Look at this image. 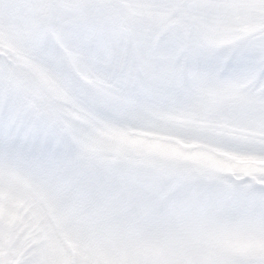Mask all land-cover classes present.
Listing matches in <instances>:
<instances>
[{"label": "snow or ice", "instance_id": "6c2138e0", "mask_svg": "<svg viewBox=\"0 0 264 264\" xmlns=\"http://www.w3.org/2000/svg\"><path fill=\"white\" fill-rule=\"evenodd\" d=\"M0 264H264V0H0Z\"/></svg>", "mask_w": 264, "mask_h": 264}]
</instances>
